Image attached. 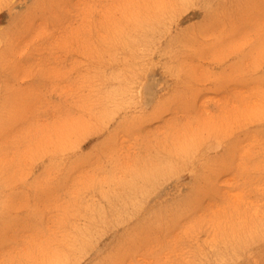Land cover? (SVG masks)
I'll use <instances>...</instances> for the list:
<instances>
[{
    "label": "rangeland",
    "instance_id": "obj_1",
    "mask_svg": "<svg viewBox=\"0 0 264 264\" xmlns=\"http://www.w3.org/2000/svg\"><path fill=\"white\" fill-rule=\"evenodd\" d=\"M0 264H264V0H0Z\"/></svg>",
    "mask_w": 264,
    "mask_h": 264
}]
</instances>
